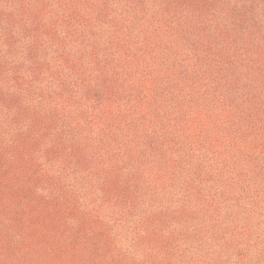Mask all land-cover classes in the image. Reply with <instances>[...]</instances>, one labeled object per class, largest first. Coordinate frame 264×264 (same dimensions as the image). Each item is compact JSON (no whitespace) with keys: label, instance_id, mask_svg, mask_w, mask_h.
Here are the masks:
<instances>
[{"label":"rangeland","instance_id":"1","mask_svg":"<svg viewBox=\"0 0 264 264\" xmlns=\"http://www.w3.org/2000/svg\"><path fill=\"white\" fill-rule=\"evenodd\" d=\"M0 264H264V0H0Z\"/></svg>","mask_w":264,"mask_h":264}]
</instances>
